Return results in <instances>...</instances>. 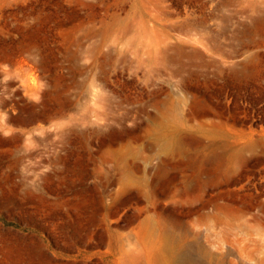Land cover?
Instances as JSON below:
<instances>
[{"label":"rangeland","instance_id":"1","mask_svg":"<svg viewBox=\"0 0 264 264\" xmlns=\"http://www.w3.org/2000/svg\"><path fill=\"white\" fill-rule=\"evenodd\" d=\"M0 264H264V0H0Z\"/></svg>","mask_w":264,"mask_h":264}]
</instances>
